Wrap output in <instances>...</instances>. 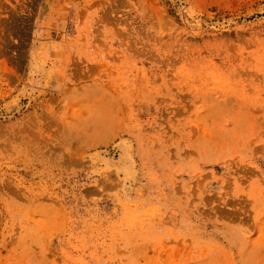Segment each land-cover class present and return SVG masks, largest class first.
Listing matches in <instances>:
<instances>
[{
	"label": "rangeland",
	"instance_id": "1",
	"mask_svg": "<svg viewBox=\"0 0 264 264\" xmlns=\"http://www.w3.org/2000/svg\"><path fill=\"white\" fill-rule=\"evenodd\" d=\"M0 264H264V0H0Z\"/></svg>",
	"mask_w": 264,
	"mask_h": 264
}]
</instances>
